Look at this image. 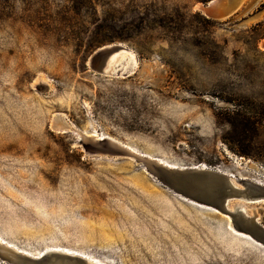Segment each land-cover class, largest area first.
Masks as SVG:
<instances>
[{"label":"rangeland","instance_id":"1","mask_svg":"<svg viewBox=\"0 0 264 264\" xmlns=\"http://www.w3.org/2000/svg\"><path fill=\"white\" fill-rule=\"evenodd\" d=\"M206 1L0 0V239L98 264H264V247L226 218L80 141L108 135L264 182V0L223 19L195 8ZM117 42L134 51V73L90 69L94 50ZM57 111L74 127L53 130Z\"/></svg>","mask_w":264,"mask_h":264},{"label":"water","instance_id":"2","mask_svg":"<svg viewBox=\"0 0 264 264\" xmlns=\"http://www.w3.org/2000/svg\"><path fill=\"white\" fill-rule=\"evenodd\" d=\"M242 2L244 0H207L202 3L206 8L203 14L208 18L221 19L233 14ZM259 45L264 47V37ZM118 48H120L118 44L112 43L94 51L90 60L91 69L104 75H126L125 71L120 72V68L110 73L103 70L109 55ZM64 125H66L65 130L71 129L68 122L65 121ZM80 141L85 151L92 156L132 157L137 163L144 165L148 173L163 187L178 196L228 215L235 229L248 233L264 245V223L261 221V213L258 216L255 208H252L251 214H248L240 207L242 204L255 205L260 206L259 209L262 210L264 184L233 177L217 168L205 167L201 164L170 168L154 159L135 153L110 138L95 140L92 137H80ZM0 260L14 264H91L82 257L47 249L39 257H31L1 243Z\"/></svg>","mask_w":264,"mask_h":264},{"label":"bare ground","instance_id":"3","mask_svg":"<svg viewBox=\"0 0 264 264\" xmlns=\"http://www.w3.org/2000/svg\"><path fill=\"white\" fill-rule=\"evenodd\" d=\"M195 8L199 9V10L202 11L203 13L206 12V8L203 6V4H202L201 2H197V3H195ZM205 15H206V14H205ZM224 17H226V16H224ZM224 17H223V18H224ZM223 18H221V19H223ZM116 44H118L120 48H118L116 51H114L113 53H111V54L109 55V57L107 58L106 63L104 64V65H105L104 68H103L104 72H108V73H110V72H112V71H114V70L120 68V72L125 71V73H126L125 76L134 73V71H135V69H136V65H137V64H136V63H137V62H136L137 59H136V56H135L134 51H133L131 48H129L128 46H126L124 43L117 42ZM105 46H106V45H103V46H101V47H105ZM261 47H263V46L261 45ZM99 48H100V47H99ZM99 48H98V49H99ZM263 48H264V47H263ZM96 50H97V48H96L94 51H96ZM93 53H94V52H93ZM91 55H92V54H91ZM89 59L91 60V57H90ZM89 59H88V62H87V63L90 65V60H89ZM90 69H91V68H90ZM121 76H124V75H121ZM65 121L69 123V125L71 126V128L74 127L73 124L70 122V120L66 117V115H65L63 112H59V111H57V112H53L52 117H51V120H50V127H51L53 130H55V131H62V132H64V131H66V130L64 129V128H66V125H64ZM79 136H80L81 138H83V137H92V138H94L95 140H102V139H104V138H110V139H112V140H115V141L121 143L120 141H118V140H116L115 138H113V137H111V136H108V135L103 136V137H100V136L98 137V136H96L95 134H92V133H86V132H83V131H79ZM78 138H79V137H78ZM121 144H122L124 147L130 149L131 151H133V152H135V153H138V154H141V155H143L144 157H148V158L154 159V160L158 161L159 163L164 164V165L167 166V167H170V168L184 167V166H182V165H175V164H170V163L163 162V161L159 160L158 158H155V157L150 156V155L147 154V153L139 152V151H137V150L131 148L130 146H128V145H126V144H123V143H121ZM84 153H85L86 155H88V156H92L91 153H89V152H86V151H85ZM97 157H98V156H97ZM128 158L133 159L132 157H128ZM240 158L243 159V157H240ZM133 160H134V159H133ZM134 161H135V160H134ZM135 162H136V161H135ZM246 164H247L249 167H251V168L255 167L254 163H253L252 161H250V160L247 161ZM201 165H203V166H205V167L207 166V165H204V164H201ZM141 167H142V170L145 172V174H147L148 176L152 177V176L148 173V171L145 169L144 165L141 164ZM207 167H208V166H207ZM217 169H218V168H217ZM253 169H254V168H253ZM219 170H220V169H219ZM221 171H222V170H221ZM224 172H225V171H224ZM226 173L229 174L230 176L236 177V175H234V174H231V173H228V172H226ZM238 177H240V178H242V179H250V180L255 181V182H257V183L264 184V182L262 183V182H259V181L255 180V179L247 178V177H245V176H238ZM160 185H161V184H160ZM173 194H175V193H173ZM175 195H176V194H175ZM176 196H178V195H176ZM178 197H179V198H182V199H184V200H186V201H188V202H190V203H193V204H195V205H198V206H201V207H204V208H208V209H210V210H213V211L217 212L218 214H220L221 216H223V217L226 218V225H227V228H229L233 233L240 234V235H242V236H244V237L250 239L251 241L255 242L256 244H258V245L264 247V245H263L262 243H260L259 241L255 240V239H254L253 237H251V235H249L248 233H245V232H242V231H238L237 229H235V228L232 226V224H231V222H230V218H229L228 215L222 214V213H220L219 211H217V210H215V209H213V208H211V207H207V206H205V205H201V204L195 203V202H193V201H191V200H189V199H186V198H184V197H181V196H178ZM240 207H241L244 211H246L248 214H251V209H252V208H255V210H256L258 216H260V212H259L260 210H258L259 207L255 206V205L249 206V205L242 204ZM0 243L6 245V246H8V247H11V248L15 249L16 251H18V252H20V253H23V254H25V255H27V256H31V257H39V256H40V255H32V254H29V253L24 252V251H22V250H19V249L15 248L12 244H10V243H8V242H5V241L2 240V239H0ZM48 250L63 251L64 253L73 254V255H76V256L82 257V258H84V259H87L91 264H98L95 260H93V259H91V258H89V257H86V256H84V255H81V254L75 253L74 251L69 250V249H66V248H63V247H52V248H48ZM0 261H1V260H0ZM1 262H2V263H5L4 261H1Z\"/></svg>","mask_w":264,"mask_h":264},{"label":"trees","instance_id":"4","mask_svg":"<svg viewBox=\"0 0 264 264\" xmlns=\"http://www.w3.org/2000/svg\"><path fill=\"white\" fill-rule=\"evenodd\" d=\"M182 199V198H181ZM182 200H184V199H182ZM184 201H186V200H184ZM188 202V201H187ZM193 204V203H192ZM195 205V204H194ZM196 206H198V205H196ZM198 207H201V206H198ZM201 208H204V207H201ZM205 209H207V210H209V211H211L212 213H214V214H216V215H218L219 216V218L223 221V222H225L224 220V218L225 217H221V215L220 214H218L217 212H215V211H213V210H210V209H208V208H205ZM229 229V228H228ZM230 230V229H229ZM232 232V231H231ZM233 233V232H232Z\"/></svg>","mask_w":264,"mask_h":264}]
</instances>
